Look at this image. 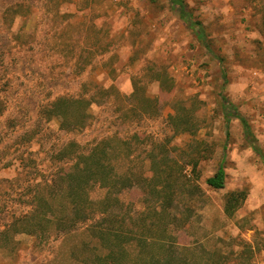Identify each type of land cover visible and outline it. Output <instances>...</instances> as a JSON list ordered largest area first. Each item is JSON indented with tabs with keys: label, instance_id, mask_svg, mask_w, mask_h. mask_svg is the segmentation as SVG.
<instances>
[{
	"label": "rangeland",
	"instance_id": "1",
	"mask_svg": "<svg viewBox=\"0 0 264 264\" xmlns=\"http://www.w3.org/2000/svg\"><path fill=\"white\" fill-rule=\"evenodd\" d=\"M7 1L0 0V231L31 213L40 194L48 217L69 204L54 197L62 175L105 140L123 179L91 183L89 198L110 196V209L141 239L169 234L178 252L171 264H210L211 256L264 264V162L235 114L264 154V0H183L205 29L202 40L170 0H22L29 16L11 30L2 25ZM71 41L73 51H63ZM92 95L91 117L78 131L44 113L58 97ZM70 142L72 155L61 156ZM222 161L225 186L214 189L206 180ZM236 191L246 199L227 216ZM163 202L169 216L155 210ZM99 212L66 230L52 224L37 235H0V264H95L96 253L107 252L93 228ZM151 248L142 247V257L163 254Z\"/></svg>",
	"mask_w": 264,
	"mask_h": 264
},
{
	"label": "trees",
	"instance_id": "2",
	"mask_svg": "<svg viewBox=\"0 0 264 264\" xmlns=\"http://www.w3.org/2000/svg\"><path fill=\"white\" fill-rule=\"evenodd\" d=\"M10 1L12 2H9V0L7 1V5L8 3L9 5H6L4 11L2 12V25L7 27L8 30L13 28L14 22L17 18L20 17L26 20L30 12V5H28L25 1ZM170 2L173 8L177 10L180 18L188 23L190 28L195 31L197 37L201 40L204 39L205 29L202 23L200 21H192V15L185 2L183 0H170ZM65 26L66 25H62L60 29H57L58 32L63 31ZM59 33L61 34V32ZM60 46L63 51L72 52L75 44L71 41L60 44ZM101 52L102 51L99 53ZM74 64L76 67H80V70L83 69L81 67L82 65L80 66L78 61H75ZM159 81L162 87L166 86V81L161 80V78ZM92 98L93 95L89 97V99L67 98L63 96L58 97L46 107L44 113L46 114L48 120L57 119L61 128L78 131L79 129L86 127L89 122L91 117L89 109L93 104V101H91ZM85 106H87V108ZM2 112H4V110L0 109V113ZM235 114H237L236 116L241 119L245 134L252 143L251 146L264 162V154L256 144V139L252 133L249 123L245 118L240 117L237 111ZM71 118L74 120L72 121ZM108 141L110 142L111 140ZM76 146L75 142H70L64 147V151H61V156L67 154L72 155V149L76 148ZM108 148L109 147L106 146V141L102 140V142H99L89 154L78 155V157L75 158L74 165H72L73 167L71 166L70 170L68 168L66 169L69 171L61 177L64 187L61 188L59 193L54 194V197H69L71 198V202H69V204L64 203L63 205L57 207V209L51 211L53 217H51V215L48 217L46 215L47 212L43 211L46 198L43 194H40L38 199H36V205L32 212L25 214L21 219H18L15 224L0 231V235L11 236V239H13L16 234L23 232L30 235H37L45 229V226L52 224L58 226L62 230H66L70 225L76 226L86 220H93L92 218L95 216L91 217V213L101 211L99 212L100 215L98 220L93 224V228H96V238L105 246V248H107V252L105 254L96 253L93 263L141 264V262H143L146 264H171L172 259L176 257L174 252H178L177 250L172 249L173 244L169 241V234L165 233L164 236L159 238L150 237L149 240L141 239L138 237L135 227L130 229L128 227L126 228L123 217H120L118 214L115 215L114 210L110 209V196H107L105 199L100 201H92L89 198L88 188L91 183L99 182L104 186L115 187L119 184L121 179H123V177L116 172V164L112 165L111 162L107 160V158H109V150L111 149ZM223 164L224 161L221 162L216 173L206 180V183L214 189H222L225 186L226 172ZM195 167L196 165L193 167L194 171ZM112 173H114L113 176H111ZM165 190L163 189V192H165ZM118 191H120V189ZM166 198L168 197L166 196ZM245 199L246 193L244 191L230 193L224 205L226 215L232 216L242 205ZM115 201L119 202V199L117 198ZM168 208V204L163 202V204L160 205L159 208H155V210L159 215L169 216L170 213H168ZM67 210L72 212L71 217H68V214L64 213L67 212ZM173 217L176 218L175 216ZM11 229V233L8 234ZM153 245H158L162 248V257H157L152 252H149L150 254L142 257V253L144 252L142 247H149L150 249ZM188 250L189 249L184 248L181 254L184 255V253ZM209 260H211L210 264H217L218 261L213 256H211ZM180 261L182 264H189L188 262H185V260Z\"/></svg>",
	"mask_w": 264,
	"mask_h": 264
}]
</instances>
